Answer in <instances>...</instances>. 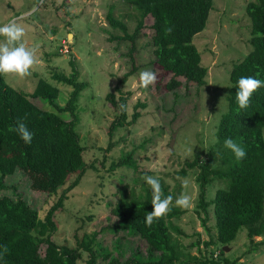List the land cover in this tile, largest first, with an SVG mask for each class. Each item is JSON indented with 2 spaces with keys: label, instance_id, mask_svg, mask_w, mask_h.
Segmentation results:
<instances>
[{
  "label": "rangeland",
  "instance_id": "1",
  "mask_svg": "<svg viewBox=\"0 0 264 264\" xmlns=\"http://www.w3.org/2000/svg\"><path fill=\"white\" fill-rule=\"evenodd\" d=\"M248 1L212 0L205 27L193 37L201 53V62L208 68L205 83L200 85L177 76L181 84L173 89L164 86L172 73L163 70L155 61L151 42L152 16L147 14L136 36L137 68L119 84L127 96V116L121 125L114 126L109 132L117 111L110 107L105 95L109 91L118 94L115 89L118 77L131 68L132 62L127 54L130 41L115 37L123 32L110 25L106 14L111 9L132 32L138 22V11L124 0H0V26L14 22L23 27V44L35 50L31 74L24 78L4 76L9 84L30 93L38 78L43 77L59 86L56 102L62 106L72 86L55 80L52 73H70V59L78 69V78L87 82L77 101L76 123L85 147L86 170L79 183L67 191L64 204L56 210L58 225L53 237L58 243L75 245L76 236L94 230L97 231V243L112 256L121 260L128 256L156 258L159 252H150L148 243L139 233L118 226L120 220L111 212L122 186H126L127 193L136 195L144 194L148 188L152 197L151 189L143 179L145 175H152L166 187L165 197H173L172 204L181 194L191 197L192 206L171 220L180 228L178 237L186 250L197 255L206 250L204 240L209 239V234L195 211L199 193L197 171L187 168L183 175L180 170L186 167V160H191L195 151H207L215 145L217 123L227 108L230 69L251 48L250 19L245 9ZM3 39L0 37V41ZM143 70L157 74L156 83L147 89L139 82V73ZM31 100L42 108L54 109L45 99L31 97ZM135 112L137 115L133 117ZM59 113L66 119L71 117L68 111ZM128 156L130 164L111 168L112 161ZM75 176L76 173L70 174L56 194L48 195L32 190L28 176L17 169L4 179L7 185L15 184L17 189H0V194L7 192L14 196L16 192L21 193L42 217L57 194ZM184 180L188 181L186 188L182 185ZM223 184L218 179L208 184L207 198ZM211 210L210 207L207 223L213 226L215 219ZM214 231L212 227L211 233ZM262 238L264 236H255L253 240L257 242ZM196 241L201 251L192 244ZM227 246L224 255L233 260L231 264H264V243L253 248L245 227L238 230ZM209 247L215 248V255L218 248L215 245ZM82 263V260L78 262ZM97 264H106V260L99 258Z\"/></svg>",
  "mask_w": 264,
  "mask_h": 264
},
{
  "label": "trees",
  "instance_id": "2",
  "mask_svg": "<svg viewBox=\"0 0 264 264\" xmlns=\"http://www.w3.org/2000/svg\"><path fill=\"white\" fill-rule=\"evenodd\" d=\"M139 13L138 22L132 32L127 25L116 18L111 9L106 18L111 26L119 27L122 34L116 38L130 41L128 56L131 68L118 77L115 91L106 93L110 107L117 111L108 131L121 125L126 119L127 96L119 84L135 72L136 36L143 25V18L150 14L152 50L155 61L172 76L164 83L168 89L181 84L177 76H183L198 84L205 83L207 66L201 62V53L193 41L201 31L212 8V0H124ZM250 19V50L236 61L229 72L230 84L227 90V108L221 114L215 130V145L207 151H195L186 167L180 172L186 175L187 168H195L199 186L195 211L209 239L204 240L206 250L202 253L199 242H192L201 251L200 255L186 250L178 234L180 228L172 222L185 210L172 204L170 211L155 220L151 228L145 225V217L152 211L150 190L144 194L127 193L126 186L120 188L119 195L111 207V212L119 218L118 226L139 233L146 240L149 251H158L156 258L139 259L128 256L124 260L112 256L111 252L97 243V231L84 232L76 236L75 245L58 243L54 239L57 229L56 210L64 204L67 191L76 186L86 170L85 147L76 130L78 121L77 101L87 82L78 78V69L70 59V73L54 71L52 77L72 86L64 105H59V86L39 77L34 89L27 93L9 84L0 76V189L16 188L4 182L7 175L22 170L30 179L34 191L56 194L72 173L76 176L41 217L38 210L19 192L13 196L7 192L0 194V264H97L101 258L106 264H231L233 260L224 255L223 245L233 240L238 230L245 227L246 235L253 248L264 243V238L254 242L255 236H264V87L257 90L250 99L247 109H240L235 93L240 77H254L264 81V0H249L245 6ZM171 28L170 34L165 29ZM31 97L47 100L54 109L42 108ZM124 105V108H121ZM59 111H68L66 119ZM137 112L133 113V117ZM18 121L26 124L33 133L31 144H26L13 130ZM231 138L246 151V157L237 161L234 153L224 147V141ZM110 146V145H109ZM213 147V148H212ZM130 156L112 161L111 168L130 164ZM215 179L223 182L214 195L206 196V188ZM163 197L167 195L162 186ZM210 207L214 217L213 226ZM212 227L214 233H211ZM220 244V245H219ZM215 245L218 248L214 255ZM5 246L7 253L4 252ZM85 252V256L84 253Z\"/></svg>",
  "mask_w": 264,
  "mask_h": 264
},
{
  "label": "clouds",
  "instance_id": "3",
  "mask_svg": "<svg viewBox=\"0 0 264 264\" xmlns=\"http://www.w3.org/2000/svg\"><path fill=\"white\" fill-rule=\"evenodd\" d=\"M172 31L171 28L165 29V34L168 35ZM25 35L24 28L18 26L14 22H10L0 26V76L17 75L24 78L31 74L30 69L35 62V50L28 49L22 42ZM157 81V74L151 70H143L139 73V82L141 87L147 89L150 85H154ZM264 87V81L254 77H240L237 82V91L235 93L236 102L240 109H247L250 105L252 95ZM124 108V105H121ZM19 137L26 143L31 144L33 133H31L26 124L18 121L13 129ZM224 147L231 150L237 161H241L246 157V151L233 139L227 138L224 141ZM146 184L150 187L152 193V211L148 212L145 217V225L151 228L153 222L164 217L169 211L173 202V197L168 195L163 197V191L160 179L152 175L143 177ZM183 187H187L188 181L182 182ZM175 206L185 210L192 206L191 197L186 194H181L175 199ZM8 249L5 246L4 252Z\"/></svg>",
  "mask_w": 264,
  "mask_h": 264
},
{
  "label": "water",
  "instance_id": "4",
  "mask_svg": "<svg viewBox=\"0 0 264 264\" xmlns=\"http://www.w3.org/2000/svg\"><path fill=\"white\" fill-rule=\"evenodd\" d=\"M70 34H71V33H70ZM174 135H175V134H173V135H172V139H171V141H170V144H171V143H172V141H173ZM227 248H228V246H227L226 244H225V245H223V249H225V250H226Z\"/></svg>",
  "mask_w": 264,
  "mask_h": 264
},
{
  "label": "built area",
  "instance_id": "5",
  "mask_svg": "<svg viewBox=\"0 0 264 264\" xmlns=\"http://www.w3.org/2000/svg\"><path fill=\"white\" fill-rule=\"evenodd\" d=\"M63 47L65 48V50H67V46L66 45H63ZM217 252H215V254H216Z\"/></svg>",
  "mask_w": 264,
  "mask_h": 264
}]
</instances>
